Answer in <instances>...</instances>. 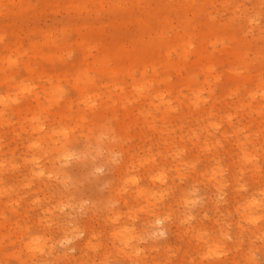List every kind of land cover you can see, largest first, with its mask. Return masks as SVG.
Wrapping results in <instances>:
<instances>
[{"label": "rangeland", "instance_id": "1", "mask_svg": "<svg viewBox=\"0 0 264 264\" xmlns=\"http://www.w3.org/2000/svg\"><path fill=\"white\" fill-rule=\"evenodd\" d=\"M183 1L0 0V264L264 262V0Z\"/></svg>", "mask_w": 264, "mask_h": 264}, {"label": "bare ground", "instance_id": "2", "mask_svg": "<svg viewBox=\"0 0 264 264\" xmlns=\"http://www.w3.org/2000/svg\"><path fill=\"white\" fill-rule=\"evenodd\" d=\"M137 1L142 3V2H145V1H148V0H137ZM207 1H214V0H207ZM181 6L186 10L185 11V19H184L185 22L190 18L189 15L192 16L194 13H198L199 10H200V7H195V0H184L183 3H181ZM25 7H26V4L25 3L22 4V6L20 8V11H24ZM80 7H82L85 10H88V11L90 10V9H88L87 4H84V3H82V6H80ZM102 7H103L102 3H99L97 8L100 9ZM139 7H141V6H139ZM148 7H150V5H148ZM193 8L195 9V11L191 10ZM142 9H143V12H141V16H136L134 11H133V9L130 10L131 13H129V16L131 17V19H130L131 22L135 21V22H138L140 25L141 24L145 25V23L147 21H151L153 19L154 20L157 19L158 22H162V21L168 19L170 16L171 17H175L176 16V13L173 12V11H175V6L174 5H172L170 7V9L169 8L167 9V7H166V9L163 8V7L159 8V9H156V7H151V9H152L151 12L145 11L144 8H142ZM170 10H171V12H170ZM165 11L166 12H170V13H166ZM204 25H206L205 28H202V30H200L199 33H198V35H200L201 39H205V38L217 39L219 37L221 31H223L225 33L227 32L225 24H220L218 22H213L211 25L210 24L208 25L207 23H204ZM191 34H194V36H195L196 32H192ZM189 45H192L191 42L187 43V45L185 47H181V50L184 51L183 52L184 54L182 52H181V54L184 57H186L187 54L192 51V46H189ZM30 46H31V49H36V47L33 44H30ZM171 51H175V48L173 47L171 49ZM233 53H234V56H235V60H237V62L238 61L241 62V63L244 62L245 55H246L245 53H241L239 50H235V51H233ZM134 55H136V56L131 58L133 60H135L137 58H142L141 55H145V52L137 49V50L134 51ZM166 55H167V57H169L170 56V52H169V54L167 53ZM109 57L110 56L104 54L99 59H95V65L98 68H105V69L112 68V66L109 64V59H108ZM201 59L204 60V57H202ZM168 63H171V60ZM176 67H178V66H176ZM205 68L208 71H212L213 64L211 62L205 61ZM178 73L180 74L179 71H178ZM76 74L83 75V74H85V71L80 69V70H78L76 72ZM87 79H88V82H90L92 80L90 77L87 78ZM162 81H166V80L162 79Z\"/></svg>", "mask_w": 264, "mask_h": 264}, {"label": "snow or ice", "instance_id": "3", "mask_svg": "<svg viewBox=\"0 0 264 264\" xmlns=\"http://www.w3.org/2000/svg\"><path fill=\"white\" fill-rule=\"evenodd\" d=\"M98 171H99V169H98ZM191 203H195V201H191ZM65 243H68V241H65ZM262 264H264V262H262Z\"/></svg>", "mask_w": 264, "mask_h": 264}, {"label": "clouds", "instance_id": "4", "mask_svg": "<svg viewBox=\"0 0 264 264\" xmlns=\"http://www.w3.org/2000/svg\"><path fill=\"white\" fill-rule=\"evenodd\" d=\"M158 223H159V221H158Z\"/></svg>", "mask_w": 264, "mask_h": 264}]
</instances>
